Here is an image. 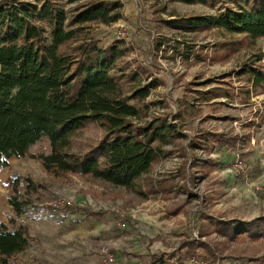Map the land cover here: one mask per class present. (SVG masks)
I'll list each match as a JSON object with an SVG mask.
<instances>
[{
  "label": "trees",
  "instance_id": "obj_1",
  "mask_svg": "<svg viewBox=\"0 0 264 264\" xmlns=\"http://www.w3.org/2000/svg\"><path fill=\"white\" fill-rule=\"evenodd\" d=\"M57 1L0 0V170L9 165L10 158L30 155L56 177H88L138 193L147 184L155 195L179 191L173 179L185 178L183 166L160 180L158 188L149 175L160 157L173 154L166 147L187 137L181 131L182 123L178 126L165 116L147 120L155 102L146 99L160 85L153 73L154 63L132 56L124 39L101 45L92 34L94 24L111 25L123 17L121 2L88 1L70 10ZM162 1L200 3L216 11L189 16L173 12L170 15L175 18L164 19L160 16L164 8L152 6L160 26L155 28L157 50L163 47V55L171 50L173 56L177 53L186 58L195 52L199 56L209 47L203 44L195 51L196 37H192L193 43L183 45V41L161 33V27L176 31L175 37L210 30L239 36L211 47V51H222L224 58L261 40L260 52L236 74L243 76L252 92L264 93V0ZM194 93L193 98L180 100V112L174 119L180 122L184 117H197L200 100L232 96L228 90ZM90 124L97 125L102 135L85 151H71L74 138ZM43 138L49 142L48 153H30V147ZM237 139V135L204 131L188 146L213 151L215 146L235 147ZM200 160L192 155L189 169L207 166V160ZM27 181L21 191L19 179L13 178L12 192L6 197L12 214L0 220V264H7L30 243L29 224L22 217L34 208L29 196L39 186L29 178ZM177 211L175 208L172 214ZM201 220L197 238L190 236L171 252L153 253L141 264H216L208 236L220 238L221 244L264 239V213L250 220L202 214ZM125 221L133 223L130 217Z\"/></svg>",
  "mask_w": 264,
  "mask_h": 264
},
{
  "label": "rangeland",
  "instance_id": "obj_2",
  "mask_svg": "<svg viewBox=\"0 0 264 264\" xmlns=\"http://www.w3.org/2000/svg\"><path fill=\"white\" fill-rule=\"evenodd\" d=\"M88 1L121 2L123 17L111 25L94 24L93 36L101 45L124 37L132 48V56L154 63L153 73L159 78L160 85L152 89L146 99L155 102L149 108L147 119L165 116L170 122L184 126L181 131L187 137L168 145L166 149L173 150V154L159 159L149 175H153V182H159L163 175H172L183 166L186 176L183 180L173 179V185L179 191L155 195L149 192L147 184L138 193L88 177L72 174L56 177L46 173L30 155L12 157L9 165L0 170V220H6L12 214L6 197L12 192L13 178L19 179L21 191L26 187L27 178L39 187L29 196L34 208L22 217L30 228L29 246L7 264H100L98 251L103 245L109 246L114 253V264H141L153 253L171 252L190 236L197 238L196 229L203 222L202 214L250 220L264 213V93L252 92L243 76L236 74L260 52L262 41L256 40L251 46L224 58L222 51H211V47L232 42L239 36L210 30L175 37L176 31L161 27V33L183 41V45L193 43L192 37H196L195 51L203 44H209L199 56L195 52L182 58L177 53L173 56L171 50L163 55V47L157 50L154 46L155 28L160 26L155 21L152 6L164 8L160 13L164 19L175 18L170 15L173 12L179 16L212 14L216 8L200 3L163 4L162 0L57 2L71 10ZM207 89L228 90L232 96L207 102L200 100L201 111L197 119L184 117L183 122L174 119L180 112V100L191 99L196 90ZM175 105L179 107L176 113L173 112ZM201 126L210 131L221 130L230 137L237 135V144L235 147L215 146L213 151L191 149L188 142L196 132L203 130ZM101 135L97 125H88L74 138L71 151H85ZM29 151L32 154L48 153V140L37 141ZM192 155L201 159L199 163L207 160V166L189 169ZM236 156L245 164L247 178L236 173ZM175 208L178 211L172 214ZM125 217H130L133 223L123 222ZM206 240L215 251L216 264H264L262 238L221 244L220 238L210 235ZM200 255L207 257L203 251Z\"/></svg>",
  "mask_w": 264,
  "mask_h": 264
},
{
  "label": "built area",
  "instance_id": "obj_3",
  "mask_svg": "<svg viewBox=\"0 0 264 264\" xmlns=\"http://www.w3.org/2000/svg\"><path fill=\"white\" fill-rule=\"evenodd\" d=\"M121 27H123L122 24H121ZM178 110H179V107L175 105L173 112L176 113ZM239 136L240 138L242 137L240 133H239ZM234 168L237 174H240L244 176L245 178H247V168L238 156H236V158L234 159ZM68 204H70L69 201H68ZM98 252H99V263L100 264H114L115 263L114 253L112 252L109 246H106V245L101 246ZM198 264H205V262H200Z\"/></svg>",
  "mask_w": 264,
  "mask_h": 264
},
{
  "label": "crops",
  "instance_id": "obj_4",
  "mask_svg": "<svg viewBox=\"0 0 264 264\" xmlns=\"http://www.w3.org/2000/svg\"><path fill=\"white\" fill-rule=\"evenodd\" d=\"M198 117V116H197ZM197 117H195V119H197ZM199 118V117H198ZM201 127H203V126H201ZM187 128V127H186ZM185 128V129H186ZM210 128H205L204 129V127H203V130H200L199 132H196L195 133V135L194 136H196V135H198V134H200V133H203L204 131H209V132H214V133H223L221 130H218V129H214V130H212V131H210L209 130ZM188 130H191L192 131V129L191 128H189ZM191 139V138H190ZM166 157H168V156H166ZM162 158H164L163 156L162 157H160V160H162ZM158 163V161L156 162V164ZM154 169V168H153ZM153 169H152V172H153ZM152 178H153V175L151 176ZM164 177H166L165 175H163L162 176V178H164ZM162 178H159V180H161ZM153 180H154V178H153ZM154 184H155V186L158 188V186L160 185V181L159 182H155L154 181ZM160 194H162L161 192H160Z\"/></svg>",
  "mask_w": 264,
  "mask_h": 264
}]
</instances>
